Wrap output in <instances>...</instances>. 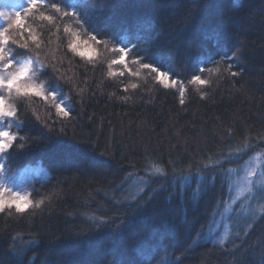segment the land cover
I'll use <instances>...</instances> for the list:
<instances>
[{"label":"trees","instance_id":"16d2710c","mask_svg":"<svg viewBox=\"0 0 264 264\" xmlns=\"http://www.w3.org/2000/svg\"><path fill=\"white\" fill-rule=\"evenodd\" d=\"M28 8L5 51L33 60L46 93L15 95L3 159L11 173L42 162L50 178L24 212H0V264H264L263 188L234 209L223 245L212 235L234 172L264 151V0Z\"/></svg>","mask_w":264,"mask_h":264},{"label":"rangeland","instance_id":"374dc122","mask_svg":"<svg viewBox=\"0 0 264 264\" xmlns=\"http://www.w3.org/2000/svg\"><path fill=\"white\" fill-rule=\"evenodd\" d=\"M42 2V0H41ZM5 3L8 4V8L3 6ZM29 7V0H0V12L5 13V16L0 17V31H3L5 27L7 29L13 25L9 24V17H14V13L22 14L23 10ZM11 59V57H8ZM13 67L6 68L5 62L0 61V77L7 76L9 72H13L19 69L22 65L29 64L30 71L28 76L24 79L35 85L37 91L46 93V88L43 83L38 80V69L35 67L33 60L30 59H11ZM3 93V94H2ZM24 92L16 93L15 89L11 92L7 91L6 88L0 87V97L5 101V106L13 110V105L15 104L16 94H21ZM34 93V92H28ZM52 96H59L57 92L52 91ZM59 105L66 108V99L63 97H58ZM15 128L14 118L4 117L0 118V131H9L11 135L13 134V129ZM15 137V136H14ZM3 138L0 137V140ZM8 150V149H6ZM5 150V151H6ZM4 152L0 153V191L4 192V199L11 203V197L16 193L21 196L27 197L30 201L31 193L35 185L39 182L47 181L50 178V172L46 169L42 162L35 165H29L19 172L11 173L5 167V161L3 159ZM264 151L258 154L256 157L252 158L246 162L242 167L238 168L233 174L232 181V192L230 203L224 208L223 212L219 214L218 218L213 223L212 235L215 236V241L220 242L224 240L228 232V227L230 224V217L236 207L244 206L250 204L253 199V194L256 190H261L258 193V198L260 201H264ZM5 207H9L7 204ZM11 207H15L14 204ZM251 210V209H250ZM249 210V211H250ZM257 212V209H255Z\"/></svg>","mask_w":264,"mask_h":264},{"label":"snow or ice","instance_id":"6c2138e0","mask_svg":"<svg viewBox=\"0 0 264 264\" xmlns=\"http://www.w3.org/2000/svg\"><path fill=\"white\" fill-rule=\"evenodd\" d=\"M40 3H41V0H29V8H28V12L29 14L32 13L33 10H36L40 7ZM53 7H56L55 5H53ZM57 11H60L59 8H56ZM6 14L3 13V12H0V17L2 16H5ZM65 15H67V13H65ZM42 20L44 19H47L49 21H51L53 19L52 16H47L45 17L43 15V13H41V17H40ZM9 24L10 25H15L17 28H25L26 24H25V21L22 19L20 13H14V17H9ZM29 31V35L31 36V39L33 42H36L38 41V37L34 34L31 33V29L28 30ZM65 31H69V29H65ZM9 43V36H8V29H4L3 31H0V61H4L5 62V67L6 68H12L13 67V64H12V60L11 59H8V54L7 52L5 51V46ZM37 47H39V43L36 44ZM72 49L73 52H76L78 55H79V52L75 49L74 46L72 45H69ZM22 47H25L27 48L28 47V44L27 42H25ZM119 52L121 53H124L125 52V49L123 48H120L119 49ZM123 56V55H122ZM121 56V57H122ZM121 57L119 60H114L113 63L115 64H123L124 63V56H123V59L121 60ZM91 59V56L89 57ZM144 68H150L151 65L149 64H143L142 65ZM30 65L29 64H25V65H22L19 69L13 71V72H9L7 75L9 76V80H0V87H9V90L11 91V89L13 87H15V85L12 83V80H11V77L12 76H16V75H19L20 72H26L27 75L30 71ZM231 66H229L230 68ZM216 71H219V69L217 68ZM109 75H115V73H112L110 72ZM133 75H139V73H133ZM232 75H237V73L233 72ZM161 82L165 84V86H169L168 85V78L166 75L164 74H161ZM193 83H197V84H205L206 81L204 80H201V78L199 76L195 77V79L192 81ZM132 88H136L137 85L136 84H132L131 85ZM31 92H34L36 95H42V92L40 91H37L36 87H34L32 90H30ZM29 91V92H30ZM28 93V92H27ZM25 93V94H27ZM181 103H183L184 101L181 100L180 101ZM2 103L5 105V101L3 100ZM58 110L64 115V116H69V113L68 111L65 110V108H63L62 106H58ZM16 115V112L14 110H12L11 108H8L5 106L4 108V112L3 113H0V116H15ZM15 139V137H12L11 140L13 141ZM12 146V143L6 145V147L10 148ZM23 147V146H22ZM157 171H160V169H157ZM27 199V198H26ZM8 205L9 207H11L12 204L15 205L16 207V210L18 212H24L28 207H30L31 205V201H29L27 199V203L22 205V206H16V202L15 201H11V203L7 202L5 203L3 206H0V212H2L5 208V205ZM40 204H43V201H40L39 204H37L36 206L39 207ZM221 245L224 244V240L222 239L220 241Z\"/></svg>","mask_w":264,"mask_h":264},{"label":"clouds","instance_id":"9594fccd","mask_svg":"<svg viewBox=\"0 0 264 264\" xmlns=\"http://www.w3.org/2000/svg\"><path fill=\"white\" fill-rule=\"evenodd\" d=\"M71 31L72 30L69 29V32ZM72 36H73V39L70 45L75 47V49L79 52V56L90 57L92 52L94 51L91 45L87 41H81L79 35L76 33H72ZM122 59H123V56L121 57V60ZM27 76L28 75L26 72H20L19 75L12 76L11 80H12V83L15 85V87H13L11 91L15 89L16 93H20V92L27 93L30 90H32L35 87V85L24 79ZM0 80H9V76L7 75V76L0 77ZM4 88H6L7 91L11 92L9 90V87H4ZM3 100L4 99L0 97V113H3L4 108H5V105L2 103ZM4 117H10V116H0V118H4ZM0 137L3 138L2 140H0V153H2L6 149H8L6 145L12 143L11 138L14 136L11 135L9 131H0ZM22 146L24 147L23 144L20 145L21 148H23ZM2 167L3 165H0V168ZM26 198L27 197L21 196L19 193H16L15 195L11 197V201H15L16 206H22L27 203ZM7 202L8 201L4 199V192L0 191V206H3Z\"/></svg>","mask_w":264,"mask_h":264}]
</instances>
